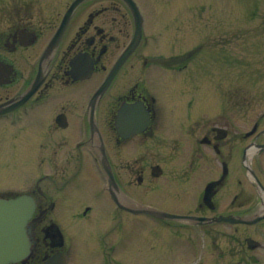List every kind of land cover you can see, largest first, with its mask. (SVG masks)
Here are the masks:
<instances>
[{
  "label": "flooded vegetation",
  "instance_id": "obj_1",
  "mask_svg": "<svg viewBox=\"0 0 264 264\" xmlns=\"http://www.w3.org/2000/svg\"><path fill=\"white\" fill-rule=\"evenodd\" d=\"M72 1L0 0V196L27 193L36 210L44 211L34 258L56 250L44 238L51 222L58 221L66 239L81 232L82 220L99 215L101 222L88 236L106 240L114 225L192 222L155 218L147 209L204 217L192 223L205 232L218 214L243 218L263 210L264 89L229 96L220 91L213 100L233 94L234 116L219 102L220 111L211 118L212 94L185 73L191 66L179 74H158V15H149L150 0H136L144 16L141 40L93 98L131 42L136 22L124 0H81L53 44ZM150 29L157 41L149 39ZM259 43L264 45V35ZM123 104L148 110L143 130L130 134L141 128L133 119L145 116L137 108L133 117L132 112L118 117ZM119 129L129 134L124 137ZM250 158L252 176L243 169ZM211 160L228 168L213 208L203 199L206 184L221 176L217 170L212 177ZM19 175L26 178L20 186Z\"/></svg>",
  "mask_w": 264,
  "mask_h": 264
},
{
  "label": "rangeland",
  "instance_id": "obj_2",
  "mask_svg": "<svg viewBox=\"0 0 264 264\" xmlns=\"http://www.w3.org/2000/svg\"><path fill=\"white\" fill-rule=\"evenodd\" d=\"M175 1V0H173ZM176 0L171 5L179 10L180 3ZM186 1V2H185ZM186 5L185 13H196L201 15L206 9L203 5L207 2L212 9L211 21L214 18L217 20L218 8L222 7L225 13L223 14L228 21V28L225 32L218 31V26L215 23H210L212 33L209 37V44H211L212 51L205 54L200 53L199 59L196 60V64H212L210 71L212 73H218L222 78V83L217 82L216 78L206 81L203 77L199 78L195 76L197 72L202 70H192V77L198 79L195 84L200 90L206 91L207 89H214L218 91H239V90H257L263 89V79H259L258 82L253 78L261 66L264 64V45L262 43L257 44V38L264 35V0L252 2V0H185ZM205 2V3H204ZM252 2V3H251ZM237 3V5H236ZM159 6V5H158ZM213 6H215L213 8ZM253 9V10H252ZM181 10V9H180ZM184 10V11H185ZM215 12V14H214ZM247 13V16L244 15ZM160 14L158 13V16ZM241 23L236 26H230V23L237 19H240ZM247 24L250 27L247 29L241 28ZM235 27V28H234ZM161 24L158 23V50L170 55L173 51H181L190 48L188 44L195 42L194 38H189L181 42V39H173L168 32L162 31V37L160 36ZM194 35L190 34V37ZM175 43V46H174ZM196 43V42H195ZM185 44V45H184ZM222 44V46H219ZM227 45V46H226ZM226 46V48H225ZM206 52V51H205ZM258 52L260 55L258 56ZM257 60L254 61V57ZM223 59V61L221 60ZM217 62L223 63L219 67ZM167 65V63H166ZM190 65L188 63L187 67ZM258 67V68H257ZM218 68V69H217ZM225 70L223 71V69ZM239 68V69H238ZM260 69L258 78L264 76V69ZM164 70L165 69H161ZM159 73H164L158 71ZM225 74V75H224ZM253 78V79H252ZM159 79V78H158ZM194 79V80H195ZM160 99L166 104L165 90L162 82L158 83ZM163 90V91H162ZM225 98L223 100L211 98L210 103V117L216 118V111H213V107L217 108L218 102L223 103L225 106L224 111H227L229 115L234 116L233 103L234 98ZM217 104H216V102ZM161 102V103H162ZM169 104V103H168ZM167 104V105H168ZM185 105V104H184ZM232 106V108L230 107ZM244 120V119H243ZM210 165L212 169L219 165L217 160H211ZM213 172V171H212ZM20 176V175H19ZM20 184L21 179H18ZM245 182V181H244ZM248 184V183H244ZM57 217L60 216L56 214ZM218 229V230H216ZM209 238L204 235H197L191 227L185 228H170L161 224L148 223L142 228L132 227L127 228L124 232V237L114 236V244L110 250V263L111 264H264V221L258 224L256 227H246V232H249L251 236L262 243L261 249H254L253 251L247 250L243 235L241 232L234 230L233 227L227 225L212 226L209 228ZM117 231V230H115ZM263 235V236H261ZM69 246L70 261L68 264H100L105 263V260H101L97 253L93 250L91 238H76V241H71ZM96 247V246H95Z\"/></svg>",
  "mask_w": 264,
  "mask_h": 264
},
{
  "label": "water",
  "instance_id": "obj_3",
  "mask_svg": "<svg viewBox=\"0 0 264 264\" xmlns=\"http://www.w3.org/2000/svg\"><path fill=\"white\" fill-rule=\"evenodd\" d=\"M132 47L125 53V57ZM122 57V58H123ZM122 60V59H121ZM114 67L112 73L118 68ZM107 84V81H106ZM105 84V85H106ZM211 183L207 192L213 187ZM34 210L32 198L21 195L15 199L5 200L0 198V264L24 262L32 255L34 245L33 238L28 227V219ZM57 230H54V237ZM60 244V243H59ZM66 257L62 253L50 256L44 264H65Z\"/></svg>",
  "mask_w": 264,
  "mask_h": 264
}]
</instances>
